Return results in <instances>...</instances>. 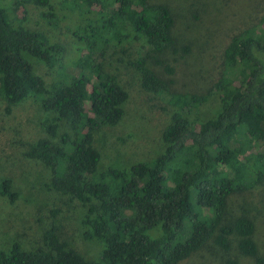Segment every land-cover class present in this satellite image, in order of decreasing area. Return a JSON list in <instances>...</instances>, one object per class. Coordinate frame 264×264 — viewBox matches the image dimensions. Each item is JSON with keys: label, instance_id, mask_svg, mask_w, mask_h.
I'll return each instance as SVG.
<instances>
[{"label": "trees", "instance_id": "16d2710c", "mask_svg": "<svg viewBox=\"0 0 264 264\" xmlns=\"http://www.w3.org/2000/svg\"><path fill=\"white\" fill-rule=\"evenodd\" d=\"M29 5L40 10L47 29H56L49 0L0 5V99L7 111L24 101L42 111L46 136L29 144L25 156L48 175L41 190L73 204L75 226L63 232L60 210L52 208L38 240L29 246L10 240L0 248V264H181L204 249L229 250L231 238L240 256L264 264L253 220L246 214L227 220L235 198L264 184V9L257 20L229 16L238 25L212 87L202 94L176 90L172 55L192 49L177 46L166 3L61 0L69 14L90 15L72 32L75 56L67 63L66 48L42 22L16 13ZM208 20L203 12L195 16V42L215 23ZM32 60L55 81L45 83ZM119 66L169 118L148 160L100 169L94 132L117 126L129 98ZM210 99L215 107L201 111ZM0 198L18 200L10 179L0 180ZM75 237L93 245L94 254L77 250ZM203 258L202 264L214 261L211 253Z\"/></svg>", "mask_w": 264, "mask_h": 264}, {"label": "rangeland", "instance_id": "374dc122", "mask_svg": "<svg viewBox=\"0 0 264 264\" xmlns=\"http://www.w3.org/2000/svg\"><path fill=\"white\" fill-rule=\"evenodd\" d=\"M53 8V16L48 15L50 22L56 29L50 31L45 27V21L40 17V10L28 6V11L18 6V16H30L39 20L45 31L54 40L64 45L65 62L75 56V37L72 32L80 25L86 24L78 14H69L62 8L61 0H49ZM166 3L174 17L172 35L177 39V46H188L192 52L182 55H172L170 66L176 70L173 79L177 91L191 90L207 92L213 84L214 78L221 67L222 52L231 31L235 30L238 23L229 16L236 14L247 15L254 20L259 19L260 11L264 9V0H159ZM10 0H0V5H6ZM257 13H256V8ZM228 12L224 13L225 11ZM203 12L205 18L215 22L211 24L207 33L202 30L198 42H195L196 30L195 16ZM225 15H224V14ZM223 16H220L222 15ZM220 16V17H219ZM219 17V19H218ZM218 19V20H217ZM217 20V21H216ZM209 36V41L206 39ZM205 44V45H204ZM204 45V46H203ZM200 55L197 49L201 50ZM209 48V49H208ZM208 49V51H206ZM64 64V62L62 61ZM34 72L45 83L55 81V75L35 60H32ZM118 80L128 91L129 98L125 105V115L115 127H101L94 132V146L100 153L99 168H121L132 163L148 160L158 150L161 129L168 122V115L161 109V102L150 99L140 89L137 78L119 66ZM196 78V79H195ZM197 80V81H195ZM215 107L213 99L200 106L203 112H209ZM43 113L39 106L33 102L24 101L17 106L6 110V103L0 99V180L10 179L19 198L14 204H9L0 198V248L6 247L10 240H18L24 246L38 240V232L45 222H49V211L52 208L60 210L63 232L71 233L75 226V213L71 206L55 198L54 194L41 190V184L47 181L48 175L44 174L34 161L29 160L25 153L29 144L44 139ZM259 191V192H257ZM254 193L241 195L234 199L233 208L228 213L230 222L234 217L242 214L249 216L255 225L254 240L259 248V255L264 257V184ZM76 207V206H75ZM76 249L85 255L94 254V246L84 243L75 237ZM209 253L214 255V261L208 264H223L224 259L235 261L238 264H253V261L242 257L236 250L235 238L230 239V249L220 250L204 249L192 258L181 264H202L204 256ZM207 264V263H205Z\"/></svg>", "mask_w": 264, "mask_h": 264}]
</instances>
